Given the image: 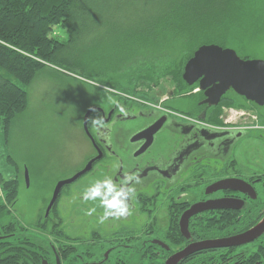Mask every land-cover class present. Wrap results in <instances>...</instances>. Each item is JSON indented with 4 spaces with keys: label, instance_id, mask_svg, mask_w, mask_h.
Segmentation results:
<instances>
[{
    "label": "flooded vegetation",
    "instance_id": "obj_1",
    "mask_svg": "<svg viewBox=\"0 0 264 264\" xmlns=\"http://www.w3.org/2000/svg\"><path fill=\"white\" fill-rule=\"evenodd\" d=\"M185 63L165 76L164 87L135 83L113 91L111 102L103 97L85 107L81 123L94 153L84 166L93 159L91 168L63 185L53 206L63 187L84 175L118 184L130 176L131 214L101 222L103 207L86 215L90 201H74L67 224L58 207L55 223L63 230L80 219L86 226L28 235L39 264H165L198 243L218 245L264 221V104L231 88L208 99L199 79H183ZM175 264H264V229L246 243L194 249Z\"/></svg>",
    "mask_w": 264,
    "mask_h": 264
},
{
    "label": "rangeland",
    "instance_id": "obj_2",
    "mask_svg": "<svg viewBox=\"0 0 264 264\" xmlns=\"http://www.w3.org/2000/svg\"><path fill=\"white\" fill-rule=\"evenodd\" d=\"M234 3L236 8L226 12L217 25L198 32L190 24L191 35L197 34V38L185 42L186 29H181L185 12L174 15L182 14L175 21V29L167 26L163 30L159 23L153 24L159 26L153 33H147L144 25L150 12L142 8V1L83 0L88 9L77 13L73 29L58 28L62 45L57 60L36 72L27 87L25 110L13 118L7 135L0 127V174L18 182L16 201L0 216V222L16 219L32 230L30 234L39 233L32 227L45 216L56 183L83 168L94 153L81 123L85 107L103 97L111 102L113 91L134 85L131 80L145 69L152 68L153 72L148 78L151 80L143 84L161 85L170 73L161 75L159 69L176 71L178 61L168 63L182 55L191 57L198 46L209 43L225 44L223 47L234 49L241 58L264 60V0ZM100 73L103 76L99 80ZM177 104L188 107L186 100ZM261 111L264 116V107ZM97 178V174H87L63 187L51 213L60 207L68 224L69 202H85L82 194ZM67 193L70 195L65 198ZM90 204L97 212L101 210L98 198ZM85 226L80 219L71 227L65 226L64 231L77 233Z\"/></svg>",
    "mask_w": 264,
    "mask_h": 264
},
{
    "label": "trees",
    "instance_id": "obj_3",
    "mask_svg": "<svg viewBox=\"0 0 264 264\" xmlns=\"http://www.w3.org/2000/svg\"><path fill=\"white\" fill-rule=\"evenodd\" d=\"M140 1L143 2L142 8L145 7V11L150 12L144 25L147 33H153V29L159 27L153 24L159 23L163 25V30L167 26L175 29V21L185 12L184 24L181 23V29H186L183 37L185 42L197 38V34L191 35L190 24L201 32L206 27L219 24L226 12H232L236 8L235 0ZM87 9L88 5L83 4V0H0V127L5 135L8 134L13 118L27 106V87L36 72L46 63L54 64L53 61L57 60L56 55L62 45L58 28L64 30L68 26L73 29L77 13ZM180 11V16H174ZM161 19L166 21L162 22ZM223 45L225 44L219 43V46ZM188 58L189 56L182 55L168 64L174 65L178 61L177 66L182 68ZM152 72V68L145 69L141 73L143 76L137 74V78L131 80L132 84L141 85L151 80L148 78ZM157 72L161 75L172 73L166 68ZM132 87L133 85L117 88L125 91ZM17 195V179H5L0 174V216L9 212V206H13ZM54 214L55 210L52 213L50 211L46 217H41L33 225V230L40 234H63V226L55 223L57 214L53 216ZM30 231L32 230L16 219L7 223L0 222V264H39L38 256L31 249L36 243L24 241L28 235H34Z\"/></svg>",
    "mask_w": 264,
    "mask_h": 264
},
{
    "label": "water",
    "instance_id": "obj_4",
    "mask_svg": "<svg viewBox=\"0 0 264 264\" xmlns=\"http://www.w3.org/2000/svg\"><path fill=\"white\" fill-rule=\"evenodd\" d=\"M182 77L188 84H192L199 79V87L205 91L208 99L211 97L217 99L222 93L231 88L236 93L244 95L246 98L260 105L264 104V60L241 58L234 49L228 47H222L213 43L198 46L192 56L186 61ZM89 111H87L83 120V126L86 132V121ZM92 161L93 159L71 177L56 183L46 207L45 216H47L55 203L61 187L90 170ZM205 208H213V206H207ZM190 212L186 213V216ZM263 229L264 221L243 234L222 239L221 244L217 245L220 241L198 243L193 247L185 249L183 252L174 254L167 259L165 264H175L194 249L201 250L212 246H231L249 242L256 238ZM43 264L46 263L44 262Z\"/></svg>",
    "mask_w": 264,
    "mask_h": 264
},
{
    "label": "clouds",
    "instance_id": "obj_5",
    "mask_svg": "<svg viewBox=\"0 0 264 264\" xmlns=\"http://www.w3.org/2000/svg\"><path fill=\"white\" fill-rule=\"evenodd\" d=\"M133 177H127L122 184L116 183L112 178L106 177L102 180H96L82 194L84 201H94L97 198L100 205L104 208L101 222L108 217H125L130 215L127 200L130 194L134 193V188L127 186ZM96 211L95 208L86 210V215H92Z\"/></svg>",
    "mask_w": 264,
    "mask_h": 264
}]
</instances>
